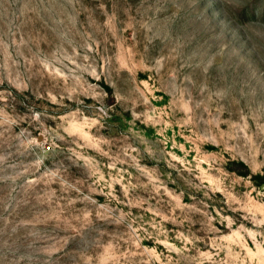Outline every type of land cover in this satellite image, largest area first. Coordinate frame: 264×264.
<instances>
[{"label": "rangeland", "instance_id": "374dc122", "mask_svg": "<svg viewBox=\"0 0 264 264\" xmlns=\"http://www.w3.org/2000/svg\"><path fill=\"white\" fill-rule=\"evenodd\" d=\"M264 0H0V264H264Z\"/></svg>", "mask_w": 264, "mask_h": 264}, {"label": "water", "instance_id": "95a60500", "mask_svg": "<svg viewBox=\"0 0 264 264\" xmlns=\"http://www.w3.org/2000/svg\"><path fill=\"white\" fill-rule=\"evenodd\" d=\"M262 188L264 189V183L262 184Z\"/></svg>", "mask_w": 264, "mask_h": 264}]
</instances>
